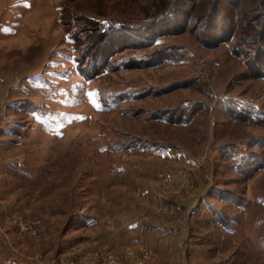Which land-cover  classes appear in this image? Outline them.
Listing matches in <instances>:
<instances>
[{"label": "rangeland", "instance_id": "rangeland-1", "mask_svg": "<svg viewBox=\"0 0 264 264\" xmlns=\"http://www.w3.org/2000/svg\"><path fill=\"white\" fill-rule=\"evenodd\" d=\"M148 2L154 0H0V201L6 223L20 239L37 240L29 253L35 264L71 263L60 249H45L46 230L58 243L72 230L83 236L74 264H152V249L140 257L121 253L110 225L124 214L173 223L182 241L211 238L209 260L219 264H264V80L246 75L249 66L228 43L203 46L187 32L147 45L133 35L106 40L108 49L88 44L95 33L89 21L135 19ZM228 25L215 21L214 35H224ZM163 45H184L186 52ZM79 64L95 75L81 74ZM229 105L242 107L240 121L225 111ZM255 137H263L259 148L251 145ZM150 142L177 149L164 156L165 148ZM135 144L149 147L131 148ZM251 153L261 158V168L237 166ZM136 186L170 203L162 198L165 207H151ZM200 202L210 208L205 219L214 226L194 232L189 212ZM97 210H108L115 221L77 224ZM18 216L22 228L13 222ZM112 239L118 247L108 246ZM198 255L192 259L201 261Z\"/></svg>", "mask_w": 264, "mask_h": 264}, {"label": "trees", "instance_id": "trees-1", "mask_svg": "<svg viewBox=\"0 0 264 264\" xmlns=\"http://www.w3.org/2000/svg\"><path fill=\"white\" fill-rule=\"evenodd\" d=\"M227 1L232 4L229 8L223 6L222 0H154V3L148 2L147 5L150 4V7L148 6V9L135 19H117L119 22L113 24L108 20L89 21L92 27L91 30L93 29L95 33L89 37L88 44H96L108 49L111 45L107 43L109 39L133 35L142 38L147 45L149 43L154 44L156 39L158 40L160 36L165 34L177 35L187 32L196 38L197 41L199 40L203 46L216 47L221 43H228L229 50H231L233 55L242 57L246 67L247 65L249 66V68L247 67L246 75L251 78L264 80V9L262 8L264 7V0ZM220 17H222V20L229 22V25L225 28L226 33L224 35H219L220 33L214 35L216 31L213 24L215 21L221 23ZM168 25L170 29L164 30ZM202 33L204 34L203 37ZM73 41H75L74 37ZM163 46H165L163 48L169 49L176 48L182 53L186 52L184 45ZM90 56H92L91 58L94 57L93 54ZM80 65L78 68L81 74L95 75L83 67L80 68ZM228 107L225 111L231 110L230 116L233 115L240 121L243 113L242 107H233L231 105ZM166 115H161V117H166ZM262 139L263 137L250 139V141H253L251 145L259 148ZM150 144L152 146L157 145L155 142H150ZM231 144L235 147L237 143L233 142ZM158 147H163V145H158ZM221 150L226 152L224 148ZM232 157L236 160L234 155ZM248 157L243 160L245 162L242 164L236 162L237 166L250 164L253 168L256 166L262 167L261 158L258 159L255 153H251Z\"/></svg>", "mask_w": 264, "mask_h": 264}, {"label": "crops", "instance_id": "crops-1", "mask_svg": "<svg viewBox=\"0 0 264 264\" xmlns=\"http://www.w3.org/2000/svg\"><path fill=\"white\" fill-rule=\"evenodd\" d=\"M165 118V117H164ZM167 117L165 118V120ZM186 125V124H183ZM142 145V144H135L134 146H131V148H147L149 146ZM155 148H160L156 146H150ZM176 150L177 147L175 144L172 146L163 145L160 149L164 152V156H171L172 148ZM142 150V149H141ZM182 150V149H181ZM182 152V151H180ZM180 152H177L180 154ZM169 153V154H168ZM19 162L16 161L15 167L19 166ZM168 183H174L175 180L173 178L167 179ZM182 184V182H180ZM137 184V182H136ZM140 185V184H139ZM138 185V186H139ZM136 186V190L139 191L137 194L138 197L142 200L141 202L148 203L151 207H158L163 208L165 207L162 202V198L164 196H160L158 193L155 194L153 190L149 189V187H141L138 188ZM177 187V184H176ZM179 189V188H177ZM204 196V195H203ZM201 197V196H200ZM0 198H2V194H0ZM158 203H155V200H158ZM199 199V196H198ZM150 200L152 202H150ZM164 202L170 201L167 199ZM153 203V204H152ZM176 204V209L180 210L182 207V204L179 202H172ZM196 203L193 202L190 206L194 207ZM190 206L189 210L190 211ZM170 210H174V208H170ZM97 215L93 216H86L83 218V216L78 218V223L82 226V228L87 227H93L98 226L99 224H102L100 221V218L103 220H107L110 222H114L115 220L113 218H109L108 215L112 214L111 212L97 210ZM175 212V211H174ZM190 218L192 221V229L194 232H198L199 230H203L207 228H213L214 222L208 221L205 219V216H208L209 218V208L205 205L204 202H200L199 205L193 209V211L189 212ZM210 219V218H209ZM82 220V221H81ZM213 220V219H212ZM99 223V224H98ZM118 225H110L111 226V235L117 237V242L121 245V253L126 257H140L144 250H150L152 249L155 253H153V259L152 264H187L185 260L188 257L190 259L192 258H198V252L202 256V260L199 261L198 259H192L194 264H219L218 259H212L209 260L210 254H212V251L210 247L207 246V243H210L209 241H212V239L204 238L205 240L203 242H193V241H182V233H180L181 230L177 226L172 225L173 223H164L160 220L155 221H149L147 222L146 219L143 217H137V215L133 214H124L117 220ZM211 226V227H209ZM13 229V228H12ZM10 226L6 223V212L3 211L2 207V201H0V264H35L33 261L29 260V253H32L34 249L37 246L36 241L28 239L27 236H24L23 239H20L17 237L16 232L14 229L12 230ZM49 232L46 236L43 238L46 239V242L44 244L45 249L50 250H56L57 248L60 249L64 254H66L67 258L71 263L74 264L79 259V253L81 249L85 247V244H80L79 242L83 236L80 235V238H77L78 234H75V232H70L68 235L62 237L60 239V242H56L57 239H55V236L51 230H46ZM133 233L134 236H133ZM5 237L9 239V241L5 240ZM90 237V236H88ZM85 235V238H88ZM178 237V238H176ZM90 242V241H89ZM99 242V241H98ZM100 242L103 244L102 239H100ZM114 239L111 240L109 247H118V245L114 244ZM106 245V246H107ZM20 248V249H19ZM23 248V250H22ZM208 250V248L212 251L210 252L205 251L204 249ZM217 249V248H216ZM84 250V249H83ZM151 251V250H150ZM22 255H20V253ZM152 252V251H151ZM210 253V254H209ZM155 257V259H154ZM185 258V259H184ZM181 259H184V261ZM199 261V262H198ZM218 261V262H217Z\"/></svg>", "mask_w": 264, "mask_h": 264}, {"label": "bare ground", "instance_id": "bare-ground-1", "mask_svg": "<svg viewBox=\"0 0 264 264\" xmlns=\"http://www.w3.org/2000/svg\"><path fill=\"white\" fill-rule=\"evenodd\" d=\"M1 4H2V2H1ZM38 17H39V16H38ZM39 18H40V17H39ZM38 22H40V21L38 20ZM40 23H41V22H40ZM36 26H37V25H36ZM44 27H45V26H44ZM41 28H42V27H41ZM44 29H45V28H44ZM44 29H43V30H44ZM39 30H40V29H39ZM42 32H43V31H42ZM42 32H41V33H42ZM43 34H44V33H43ZM37 37H38V36H37ZM39 37H40V36H39ZM10 50H11V49H10ZM15 54H16V53H15ZM4 55H6V54H5V51H4ZM4 55H3V56H4ZM12 55H13V54H12ZM78 138H79V137H78ZM83 139H84V138H83ZM85 139H86V138H85ZM81 140H82V139H81ZM70 141H71V140H70ZM74 141H75V140H74ZM68 142H69V141H68ZM69 143H70V142H69ZM71 143L73 144V142H71ZM71 143H70V144H71ZM82 143H83V142H82ZM82 143H81V144H82ZM67 144H68V143H67ZM81 144H80V145H81ZM76 145H77V143H76ZM83 146H84V145H83ZM69 147H70V146H69ZM74 147H75V146H74ZM60 148H61V147H60ZM79 149H80V148H79ZM33 150H34V149H33ZM66 150H67V148H66ZM71 150H73V149H71ZM81 151H82V147H81ZM54 153H55V152H54ZM66 153H68V151H67ZM34 155H35V152H34ZM37 155H38V154H37ZM62 155H63V153H62ZM71 155H72V154H71ZM76 155H77V154H76ZM79 155H81V154H79ZM79 155H78V156H79ZM32 156H33V155H32ZM45 156H46V155H45ZM67 156H68V155H67ZM89 156H90V155H89ZM33 157H34V156H33ZM40 157H41V156H40ZM55 157H56V156H55ZM63 157H64V156H63ZM69 157H70V156H69ZM48 158H49V157H47V159H48ZM60 159H61V158H60ZM66 159H67V158H66ZM70 159H71V158H70ZM89 159H92V158H89ZM45 160H46V159H45ZM61 160H62V159H61ZM82 160H83V159H82ZM95 160H96V159H95ZM56 161H57V160H56ZM78 161H79V160H78ZM88 161H89V160H88ZM90 161H91V160H90ZM90 161H89V162H90ZM97 161H98V160H97ZM75 162H76V161H75ZM84 162L87 163L85 160H84ZM53 163H54V162H53ZM57 163H58V162H57ZM79 163H80V162H79ZM85 163H84V164H85ZM85 165H87V164H85ZM73 166H74V165H73ZM53 167H54V166H53ZM52 170H53V169H52ZM41 171H42V170H41ZM42 172H43V171H42ZM52 172H53V171H52ZM40 173H41V172H40ZM40 176H41V175H40ZM40 176H39V177H40ZM45 179H46V178H45ZM46 181H47V180H46Z\"/></svg>", "mask_w": 264, "mask_h": 264}, {"label": "built area", "instance_id": "built-area-1", "mask_svg": "<svg viewBox=\"0 0 264 264\" xmlns=\"http://www.w3.org/2000/svg\"><path fill=\"white\" fill-rule=\"evenodd\" d=\"M21 217L18 216V217H14L13 218V222L16 224V225H19L21 227L22 224V219H20ZM22 228V227H21ZM140 264V263H139Z\"/></svg>", "mask_w": 264, "mask_h": 264}, {"label": "snow or ice", "instance_id": "snow-or-ice-1", "mask_svg": "<svg viewBox=\"0 0 264 264\" xmlns=\"http://www.w3.org/2000/svg\"><path fill=\"white\" fill-rule=\"evenodd\" d=\"M5 31H7V30L5 29Z\"/></svg>", "mask_w": 264, "mask_h": 264}]
</instances>
